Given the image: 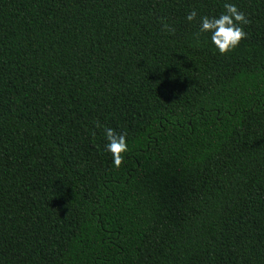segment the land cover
<instances>
[{
  "label": "trees",
  "instance_id": "1",
  "mask_svg": "<svg viewBox=\"0 0 264 264\" xmlns=\"http://www.w3.org/2000/svg\"><path fill=\"white\" fill-rule=\"evenodd\" d=\"M225 2L0 0V264H264V0L227 56L184 19Z\"/></svg>",
  "mask_w": 264,
  "mask_h": 264
},
{
  "label": "clouds",
  "instance_id": "2",
  "mask_svg": "<svg viewBox=\"0 0 264 264\" xmlns=\"http://www.w3.org/2000/svg\"><path fill=\"white\" fill-rule=\"evenodd\" d=\"M184 19L189 24L197 23V38L207 34V39L221 56H227L233 52L247 37L245 26L249 23L248 18L231 0L223 4V11L219 15H199L193 8L187 12ZM163 30L169 34L175 33V28L167 23L163 24ZM103 137L104 150L111 155L113 166L119 168L129 152L127 134L103 127Z\"/></svg>",
  "mask_w": 264,
  "mask_h": 264
}]
</instances>
